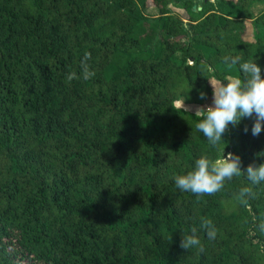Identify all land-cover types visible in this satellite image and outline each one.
<instances>
[{"label": "trees", "instance_id": "16d2710c", "mask_svg": "<svg viewBox=\"0 0 264 264\" xmlns=\"http://www.w3.org/2000/svg\"><path fill=\"white\" fill-rule=\"evenodd\" d=\"M255 4L0 0V264H264V181L244 173L264 163V130L252 136L244 117L212 146L195 127L204 113L176 107H205L214 82L244 80L226 56L264 77ZM223 151L242 172L220 190L175 186ZM192 229L200 246L182 248Z\"/></svg>", "mask_w": 264, "mask_h": 264}, {"label": "clouds", "instance_id": "9594fccd", "mask_svg": "<svg viewBox=\"0 0 264 264\" xmlns=\"http://www.w3.org/2000/svg\"><path fill=\"white\" fill-rule=\"evenodd\" d=\"M88 58V54L85 53L84 61ZM225 61L238 65L244 80L229 77L226 82H220L217 87L212 86V105L206 110H200L204 112V118L195 127L212 146L222 141V135L230 124L234 126L244 117L253 115L255 117L251 127L252 136H258L264 130V77L261 75V65L255 61H242L239 56H226ZM81 75L84 80L94 75L83 61ZM69 79H72V76H69ZM205 96L204 92L199 93L201 99ZM244 131L248 132V128L245 127ZM240 172H242L241 157L231 152L224 155L223 151V157L215 162L204 156L196 159L191 171L174 177V184L181 191H190L194 194L214 193L222 188L225 179L239 175ZM244 173L252 184L264 181V163L259 165L250 163ZM248 192V188L241 189V195ZM215 235L216 230L209 222L207 236L209 239H214ZM180 246L185 249L200 246L196 229H192L190 235L182 238Z\"/></svg>", "mask_w": 264, "mask_h": 264}, {"label": "rangeland", "instance_id": "374dc122", "mask_svg": "<svg viewBox=\"0 0 264 264\" xmlns=\"http://www.w3.org/2000/svg\"><path fill=\"white\" fill-rule=\"evenodd\" d=\"M211 2L214 3V0H211ZM196 5L199 6V8H201V2L200 1H196ZM251 10L255 16H259L260 14H262L264 12V4H255ZM171 12L174 16H176L182 20L187 19V15L183 11L181 6L172 5L171 6ZM145 14H146V16H148L150 18H156L159 16V12L156 9H150ZM246 38L248 40L253 39V29H252V26L250 23H248V33H247ZM177 58L179 59V57H177ZM218 85H219V83H216V82L213 83L214 88L217 87ZM211 105H212V100L205 107L196 106V105H186L183 101L176 103V107L178 109H183L187 112H190L192 114L199 115V116L202 115V113H204L203 111H200V110H206L207 107H209Z\"/></svg>", "mask_w": 264, "mask_h": 264}, {"label": "water", "instance_id": "95a60500", "mask_svg": "<svg viewBox=\"0 0 264 264\" xmlns=\"http://www.w3.org/2000/svg\"><path fill=\"white\" fill-rule=\"evenodd\" d=\"M200 10H201V8H200Z\"/></svg>", "mask_w": 264, "mask_h": 264}]
</instances>
